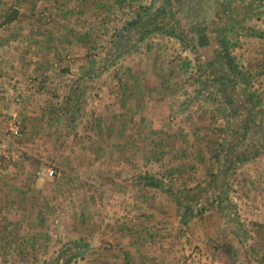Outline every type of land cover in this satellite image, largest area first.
I'll return each instance as SVG.
<instances>
[{"label":"rangeland","instance_id":"374dc122","mask_svg":"<svg viewBox=\"0 0 264 264\" xmlns=\"http://www.w3.org/2000/svg\"><path fill=\"white\" fill-rule=\"evenodd\" d=\"M26 12H30L28 23L43 26L36 33L39 39L53 43L65 40L66 46L56 49L61 59L48 60L45 69L51 70L50 74L67 73L63 85L84 92L92 72H139L154 100L167 103L163 148L168 144L170 149L164 157L163 148H159L158 155L144 163L143 182L156 185H148L142 193L157 203L151 206L145 201L142 214L120 215L108 221L95 206L89 219L86 202L79 206L77 200L72 207L77 215L74 218L72 214V221H67L65 211L72 203L68 201L75 197L71 191L76 198L81 193L80 199L86 201L85 191L90 189L77 190L87 183L84 179L71 181L68 171L73 159L67 151L73 149L72 142H30L32 148L44 144L58 150L48 152L45 158L26 157L33 166L25 175L31 183L20 179L22 187H17L12 176L8 177L10 182L0 187V200L35 201L48 196L50 204L45 211L34 212L15 235L10 221L0 223L9 227L0 230V264H183L184 255L171 249L186 246L192 249L190 263L199 264L203 260L193 250L204 245L220 249L225 257L223 260L211 251L201 255L206 264L230 260L264 264V0H0V45L19 35L28 38L27 28V36L18 28L19 15ZM70 22L76 34L58 30L61 36L50 38L56 24ZM154 27L163 30L139 38L144 28ZM68 37H76L79 44L75 51L85 58V63H79L78 74L71 66ZM221 41L228 45L230 64L222 54ZM34 71L24 73L25 78L14 87L23 91L33 82L30 91H36L38 77L43 80L48 74ZM0 88L6 103L24 102L11 100L16 94L11 85L0 83ZM68 101V108L57 106L58 117L61 110L65 115L63 133L74 135L76 149H89L85 138L89 133L81 124L84 120L70 123L72 114L84 118L88 106L80 111L78 98ZM3 110L0 171L10 160L3 142L16 143L21 136H9L8 119L16 116ZM53 128L47 124L40 132L54 135L59 127ZM159 140L156 142L161 143ZM59 149L67 153L58 154ZM113 160L119 164V159ZM79 162L83 169L87 167L86 156ZM43 166L54 167L58 178H41L38 171ZM97 199L102 205L103 194ZM114 199L119 203L117 196ZM70 226L73 232L69 234ZM155 247L167 251L159 252Z\"/></svg>","mask_w":264,"mask_h":264},{"label":"crops","instance_id":"0c3cea01","mask_svg":"<svg viewBox=\"0 0 264 264\" xmlns=\"http://www.w3.org/2000/svg\"><path fill=\"white\" fill-rule=\"evenodd\" d=\"M25 14L19 15L22 20L19 21L18 28H23L21 31L23 36H27L24 32L25 28H27V32H29L28 38H20L19 35L14 40H9L8 43L6 42L0 45V63L1 61L2 64L4 63L0 65L2 66L0 67V83L7 86L11 85L14 89L13 91L18 93V87L16 88L14 86L20 84V80L25 78L23 76L26 73H33L32 71L34 69L36 70L34 71L36 74H41L42 71H45L44 74L48 75H43V80L38 77L37 81L40 85L36 91L32 89L30 92H27L25 90V99L20 105H10L0 95V110L4 111L3 109L6 108L8 113L16 116L15 119L19 124L21 135L16 143L11 144L7 142L5 144L3 142L2 144L3 151L8 155L10 160L7 167L0 171V187L3 188L5 187V182H10L7 178H11V176V182L17 187H22L20 186V179H23L22 183H31L25 175L30 173L33 166L25 158L30 154L45 158L49 156L48 152L52 153L58 150L53 145L48 146L44 144L36 145L37 147L32 148L29 145L30 142H72L70 146L73 149L70 148L67 151L71 153L70 157L73 159L71 161L73 164L72 169L70 168L68 171L71 175V181L74 182L75 177L77 179H84L87 183L78 187L79 189L77 190L83 192L85 186L90 189L85 191L87 195L86 201L83 198L80 199L81 193H77L76 198L75 193L71 191L75 197L71 201H68L72 203L69 204L68 209L65 211L67 215L63 213L65 215L64 218L67 221H72L69 217L72 214H74V218L76 217L77 213L72 210V207L77 200L79 201L77 203L78 205L86 202L84 206L86 210L90 211L88 215L89 219L96 210L95 206L103 211L108 221H112L114 217L120 215L131 213H135L136 215L142 214L143 206L147 204L146 202L151 206L157 203L156 199L143 196L142 193L144 188L149 187L148 185H150L149 188H154L155 186L154 184L152 186V183L143 182V179H145L144 163L151 160L153 156H157L159 148H163L166 144L167 139H165L166 135H163L162 127L164 122H166L164 116L166 115L165 105L167 103L164 101L156 102L150 88L144 87L148 82L145 81L142 83V75L134 70L121 71L105 69L96 74L92 72L91 77L87 78V86L84 92L74 86L63 85V80L68 78L67 73L62 75L50 74L51 70L46 71L45 69H47L46 65L48 60L53 58L61 59L58 51H61L63 46H66L65 40L60 38L57 43H53L43 38L39 39L36 33L38 31L41 32L43 26L41 24L28 23L27 19L30 12H26ZM24 18L26 19L24 20ZM56 25L55 32L50 33L52 40L61 36L58 30L60 32L70 30V33L76 34L74 32L76 28L72 22L65 25ZM67 39L69 40L67 47L71 51L69 56L73 60L71 66L75 70H78L76 73L78 74L81 72L79 63H85V58L75 51L78 48L77 44H79L77 43L78 40L76 37H68ZM2 58L5 60L3 61ZM17 59H20L21 63H17ZM10 62L14 66H8ZM17 79L18 81H16ZM22 82H26V79ZM75 97L79 100L80 111L83 106H88V112L85 113L84 118L82 115L77 116L75 114L76 119H74L73 114L70 118V123L72 124L74 122L80 124L78 121L80 118L84 120L81 124L85 125L86 132L89 133L85 137L89 147L86 150L76 149L75 142L77 139L74 135H66L63 133L62 128L65 123V115L62 113L64 111L61 110L62 112H59L61 114L60 117L56 114L58 112L57 106L62 104L64 108H68L70 104L68 100L74 99ZM6 104L8 105L6 106ZM153 104H158V107H155ZM47 124L51 127L54 126L52 130L56 126L57 128L59 127V131H56L54 135L41 133L40 128ZM52 133L54 132L52 131ZM9 136L14 137L10 134ZM159 139H162L161 143L156 142L160 141ZM4 146H7L6 150ZM169 149L170 146L167 144L163 148L162 156L165 157L164 153ZM67 152L60 150L58 154ZM84 156L87 157V167L85 169L78 165L80 164L79 159L84 158ZM114 158L120 160L119 164L114 162ZM144 158L147 159L145 162ZM117 177L118 179H116ZM116 180H118L119 184H116ZM117 190H119L118 193L116 192ZM100 193L103 194L106 204L104 199L102 205L97 203V195ZM115 196L119 198V203L114 199ZM45 197L46 200L40 198L35 201L30 200V198L24 200L1 198L0 220L3 219V222L0 223H5V220L7 222L10 221L9 223H12V227H14L13 232L15 235L16 230H23L22 226L24 227L25 223L29 222L28 219L33 216L34 212L40 213L41 210L45 211L48 208L50 202L48 201V196ZM152 215H154V212ZM168 219L171 220L172 218ZM6 225L0 224V230L9 228ZM92 228L88 230L90 231ZM92 231H95V228ZM72 232L73 229L71 228V231L66 233L70 234ZM155 248L159 252L167 251L164 248ZM122 249L124 250L126 247ZM171 250L175 254H178L177 251H179L184 255H182L183 264H191L189 252L192 253V249L190 247L186 246L183 249L180 248V250L172 248ZM211 251L214 254L218 253L217 256L223 260L225 259L220 249L209 248L206 245L199 246L198 249L194 248L193 253L200 254L199 258L201 259L199 260H203V262L200 261L199 264H206L204 263V257H201V255L211 254ZM185 261L188 263H185ZM220 264L249 263L230 260V262L224 261Z\"/></svg>","mask_w":264,"mask_h":264},{"label":"built area","instance_id":"2783aa9c","mask_svg":"<svg viewBox=\"0 0 264 264\" xmlns=\"http://www.w3.org/2000/svg\"><path fill=\"white\" fill-rule=\"evenodd\" d=\"M29 81H32V79H29ZM35 84L36 83V80H35ZM29 86L31 88H33V82H31L29 84ZM31 88H28V89H25L27 90V92H30V89ZM25 90L23 91H20L16 94H14L12 97H11V100L15 103H21L24 99H25ZM0 94L3 95L5 94V92H3V89L0 88ZM3 114L1 113L0 114V125H1V122H2V119L4 118L2 116ZM7 131L9 132L10 135L14 136V137H17L19 136L20 134V127H19V124L18 122L16 121V119L14 118H11V119H8V129ZM38 175L47 180V181H54L56 178H58L59 176V172L52 166H43L39 169L38 171Z\"/></svg>","mask_w":264,"mask_h":264},{"label":"trees","instance_id":"16d2710c","mask_svg":"<svg viewBox=\"0 0 264 264\" xmlns=\"http://www.w3.org/2000/svg\"><path fill=\"white\" fill-rule=\"evenodd\" d=\"M13 18V16L11 15L10 17V20ZM163 29L161 27H154L152 29H146L144 28V31L142 33H140V39L143 38V36H145V34L147 33H151V32H155V31H162ZM165 33L167 34H171L170 31L168 30H165L164 31ZM180 38V37H179ZM220 47H221V50H222V54L224 57H228V62L230 64V61L231 59L229 58V53H228V45L224 42V41H221L220 43ZM230 67H233L232 65H230ZM90 74V73H89ZM91 76V75H90ZM155 184V183H154ZM156 185V184H155ZM43 264H52V263H43Z\"/></svg>","mask_w":264,"mask_h":264}]
</instances>
